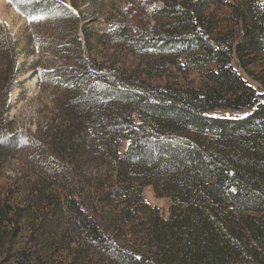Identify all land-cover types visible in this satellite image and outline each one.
I'll list each match as a JSON object with an SVG mask.
<instances>
[{
  "label": "trees",
  "instance_id": "trees-1",
  "mask_svg": "<svg viewBox=\"0 0 264 264\" xmlns=\"http://www.w3.org/2000/svg\"><path fill=\"white\" fill-rule=\"evenodd\" d=\"M8 1L77 27L75 0ZM120 3L109 42L134 62L90 59L86 37L52 70L66 85L54 117L1 140L4 160L26 137L32 162L0 184V264H264V99L235 69L264 86V0ZM13 39L0 32L2 113ZM148 186L170 200L166 217Z\"/></svg>",
  "mask_w": 264,
  "mask_h": 264
},
{
  "label": "rangeland",
  "instance_id": "rangeland-1",
  "mask_svg": "<svg viewBox=\"0 0 264 264\" xmlns=\"http://www.w3.org/2000/svg\"><path fill=\"white\" fill-rule=\"evenodd\" d=\"M69 8L72 0H57ZM78 5L77 27L68 28L64 32L59 27H49L42 19L29 18L21 15L14 5L8 0H0V32L5 38L12 36L13 43L16 44L20 56L16 63L18 76L15 86L8 97L6 113L0 109V143L15 132H21L26 137L34 134L37 123L42 126L54 117L53 107L57 97L66 89V85L60 82L52 70L55 69L64 59V53L77 51L78 43L80 47L86 49V37L91 45L90 59H95L99 63L107 60H125L126 64L134 62V56L126 52L125 47L116 48L115 43L110 44L109 34L117 20L123 7L120 0H91L93 6L89 5V0H75ZM144 1V0H138ZM160 2H151L145 8L144 13L149 17L155 8L161 7ZM76 12V10H74ZM150 21L149 25L152 26ZM75 39V42L73 40ZM29 40V41H27ZM28 43V44H27ZM29 45V49H27ZM75 47V49H74ZM67 49V50H66ZM123 51V52H122ZM238 74L248 82L259 94L263 95L259 84L253 82L240 69L236 68ZM254 72H264V64L261 68H255ZM245 114V113H243ZM216 117H236L235 113L225 110H216L210 113ZM3 135V136H2ZM22 138L19 146L14 152L9 153L4 160L0 158V184L5 183L4 177L13 178L23 164L31 169V157L28 150L27 138ZM127 141H122L119 153L122 154L126 148ZM33 164V163H32ZM145 204L158 210L163 216L168 215L171 202L166 198H158L151 186L145 187L142 191ZM10 264V262H8ZM4 263V264H8Z\"/></svg>",
  "mask_w": 264,
  "mask_h": 264
}]
</instances>
